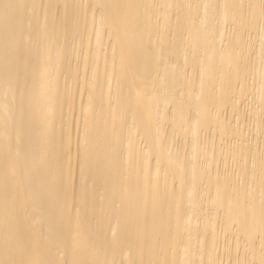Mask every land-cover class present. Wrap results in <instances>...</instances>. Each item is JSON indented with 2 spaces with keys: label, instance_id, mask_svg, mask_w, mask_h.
<instances>
[{
  "label": "bare ground",
  "instance_id": "6f19581e",
  "mask_svg": "<svg viewBox=\"0 0 264 264\" xmlns=\"http://www.w3.org/2000/svg\"><path fill=\"white\" fill-rule=\"evenodd\" d=\"M0 264H264V0H0Z\"/></svg>",
  "mask_w": 264,
  "mask_h": 264
}]
</instances>
